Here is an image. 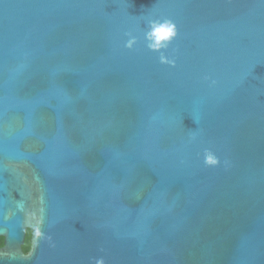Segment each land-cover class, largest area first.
<instances>
[{
    "label": "water",
    "instance_id": "1",
    "mask_svg": "<svg viewBox=\"0 0 264 264\" xmlns=\"http://www.w3.org/2000/svg\"><path fill=\"white\" fill-rule=\"evenodd\" d=\"M0 238V264H264V0H0Z\"/></svg>",
    "mask_w": 264,
    "mask_h": 264
},
{
    "label": "clouds",
    "instance_id": "2",
    "mask_svg": "<svg viewBox=\"0 0 264 264\" xmlns=\"http://www.w3.org/2000/svg\"><path fill=\"white\" fill-rule=\"evenodd\" d=\"M175 35L174 27L171 25V23L165 22L160 25H153L152 30L148 34V38L150 40H154L155 43L150 45L151 47H159L161 44V41H166L172 36ZM206 163H216V161L211 157H207ZM97 264H102V262H97Z\"/></svg>",
    "mask_w": 264,
    "mask_h": 264
},
{
    "label": "flooded vegetation",
    "instance_id": "3",
    "mask_svg": "<svg viewBox=\"0 0 264 264\" xmlns=\"http://www.w3.org/2000/svg\"><path fill=\"white\" fill-rule=\"evenodd\" d=\"M30 217H31V219H32V217H33V213H32V208H31V213H30ZM31 235H33V230L31 229V228H27V230H26V234H25V240H24V242L26 241V239H27V242H28V244H29V247H30V238H31ZM24 244V243H23ZM23 246V245H22ZM27 251H28V249H27ZM27 253V252H26ZM25 253V254H26Z\"/></svg>",
    "mask_w": 264,
    "mask_h": 264
},
{
    "label": "trees",
    "instance_id": "4",
    "mask_svg": "<svg viewBox=\"0 0 264 264\" xmlns=\"http://www.w3.org/2000/svg\"><path fill=\"white\" fill-rule=\"evenodd\" d=\"M0 247H2V239L1 238H0ZM27 249H29V244H28L27 239H26V241L24 242V244L22 246V251L24 253H26Z\"/></svg>",
    "mask_w": 264,
    "mask_h": 264
}]
</instances>
